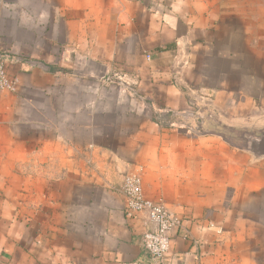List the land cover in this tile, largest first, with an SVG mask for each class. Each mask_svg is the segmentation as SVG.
Listing matches in <instances>:
<instances>
[{
	"label": "crops",
	"instance_id": "crops-1",
	"mask_svg": "<svg viewBox=\"0 0 264 264\" xmlns=\"http://www.w3.org/2000/svg\"><path fill=\"white\" fill-rule=\"evenodd\" d=\"M0 56V264H150L129 172L191 220L173 264H264V156L215 133L264 123V0H0ZM198 98L208 133L152 118Z\"/></svg>",
	"mask_w": 264,
	"mask_h": 264
},
{
	"label": "built area",
	"instance_id": "built-area-1",
	"mask_svg": "<svg viewBox=\"0 0 264 264\" xmlns=\"http://www.w3.org/2000/svg\"><path fill=\"white\" fill-rule=\"evenodd\" d=\"M14 61L24 62V58L17 56ZM18 84V79L10 75L6 60L0 56V93L15 92ZM166 113L171 116L176 114ZM169 125L174 126L175 123L170 122ZM113 189L124 196V213L127 218H139L145 224L141 241L150 264H173L176 255H171V248L176 237L190 241L192 246L200 245L191 231L189 218L170 210L161 200L156 201L145 195L140 172L126 173L120 185ZM209 227L216 226L210 222Z\"/></svg>",
	"mask_w": 264,
	"mask_h": 264
},
{
	"label": "rangeland",
	"instance_id": "rangeland-1",
	"mask_svg": "<svg viewBox=\"0 0 264 264\" xmlns=\"http://www.w3.org/2000/svg\"><path fill=\"white\" fill-rule=\"evenodd\" d=\"M199 102V103H198ZM205 101L204 100H199L197 101V105L193 104L192 105V112L194 113H188L183 114H175V115H170V114H161V113H153L152 118L158 122L163 127H166L168 129H174L175 131H182V132H187L189 134L193 133L194 135H203L205 133H208V131H204L203 128L201 127L200 124V119L198 118V112L195 111H200V107H205L204 106ZM232 111V109H230ZM197 113V114H196ZM232 117H236L235 115H231ZM250 115H246L245 120L248 121L250 118ZM175 123L174 126H170L169 123ZM248 126V125H247ZM238 129H229V130H221L215 133L225 135L230 140H233L239 144H241L242 148L246 147L245 145L247 144V138L254 136V135H262L264 133V123L261 124V126H256V127H236ZM209 132H212V130H209ZM222 135V134H221ZM245 149V148H244Z\"/></svg>",
	"mask_w": 264,
	"mask_h": 264
},
{
	"label": "water",
	"instance_id": "water-1",
	"mask_svg": "<svg viewBox=\"0 0 264 264\" xmlns=\"http://www.w3.org/2000/svg\"><path fill=\"white\" fill-rule=\"evenodd\" d=\"M247 144L244 147L259 156H264V133L247 138Z\"/></svg>",
	"mask_w": 264,
	"mask_h": 264
}]
</instances>
